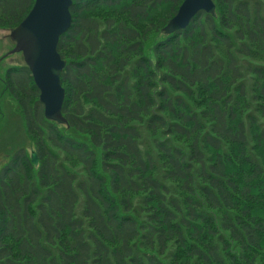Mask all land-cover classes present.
<instances>
[{"label":"trees","instance_id":"obj_1","mask_svg":"<svg viewBox=\"0 0 264 264\" xmlns=\"http://www.w3.org/2000/svg\"><path fill=\"white\" fill-rule=\"evenodd\" d=\"M182 1H72L65 123L25 63L0 74L26 138L0 169V264H264V0L167 34ZM33 3L0 0V29Z\"/></svg>","mask_w":264,"mask_h":264},{"label":"water","instance_id":"obj_2","mask_svg":"<svg viewBox=\"0 0 264 264\" xmlns=\"http://www.w3.org/2000/svg\"><path fill=\"white\" fill-rule=\"evenodd\" d=\"M73 0H34L27 16L11 31L15 41L9 53L21 52L36 87L44 116L65 123L61 108L64 88L60 72L65 61L57 51L59 37L71 25L70 6ZM199 11L214 14L212 0H183L176 14L169 19L163 31L170 34L184 29ZM31 160L37 163V156L31 153Z\"/></svg>","mask_w":264,"mask_h":264},{"label":"rangeland","instance_id":"obj_3","mask_svg":"<svg viewBox=\"0 0 264 264\" xmlns=\"http://www.w3.org/2000/svg\"><path fill=\"white\" fill-rule=\"evenodd\" d=\"M13 45L10 32L0 29V74L9 66L24 63L20 52L8 54ZM23 143L26 144V138L20 119L14 113L10 101L0 96V169L9 161L14 149L25 147Z\"/></svg>","mask_w":264,"mask_h":264}]
</instances>
